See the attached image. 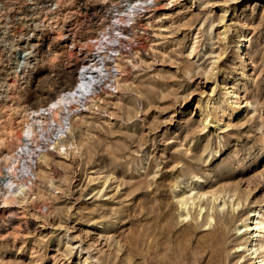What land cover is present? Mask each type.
<instances>
[{
    "label": "rangeland",
    "instance_id": "obj_1",
    "mask_svg": "<svg viewBox=\"0 0 264 264\" xmlns=\"http://www.w3.org/2000/svg\"><path fill=\"white\" fill-rule=\"evenodd\" d=\"M223 1L0 0V161L20 153L11 188L27 179L3 196L0 162V264H252L237 229L264 218V0ZM97 40L110 59L85 74L66 138L26 137L23 120L89 70ZM212 192L228 203L200 209Z\"/></svg>",
    "mask_w": 264,
    "mask_h": 264
},
{
    "label": "bare ground",
    "instance_id": "obj_2",
    "mask_svg": "<svg viewBox=\"0 0 264 264\" xmlns=\"http://www.w3.org/2000/svg\"><path fill=\"white\" fill-rule=\"evenodd\" d=\"M145 2H146V0H137L136 4L137 5H141V4L145 3ZM196 2H197V0H196ZM228 2H231V1L224 0L222 6L223 7L226 6L227 4H229ZM121 16L124 17L125 15H121ZM117 22L121 23L122 21L118 20ZM211 28H212V25H211L210 29ZM244 34H243V32H239L237 34L238 39L237 38H235V39L239 40V42H238L237 45L235 44V46H234L235 48L239 44H241L243 41H245L246 37L244 36ZM97 42L98 43L95 45L96 46L95 48H96L97 52L94 55V60L96 59V61L93 64L90 65L89 70H85L87 67L82 66L81 70L78 73H76L78 75V77L75 78V83L76 84L74 86H71V88H69L68 91H66L64 93H59L56 96H54L53 98L48 99L46 101V106H45L44 109L37 107L36 110H34L31 113H29L27 115L26 119L23 120L24 122H23V128H22L23 132L22 133H25L26 137H28V138L31 137L34 141H37V139L40 136L42 137L47 132H48L47 133L48 135H49V133L51 134L52 133L51 131H52L53 127H55L60 132V137H59V139H57L58 140L57 143L60 145L62 140H63V138H66L67 135H62V134H63V132L67 133V132H70V130H71L70 129L71 128L70 127V121H69V118H70L69 117V109L71 110L72 108H76V106H78V101H79L78 99L80 98V95L82 94L81 91L84 90V87H83L84 86V79L87 78L85 76V74L91 72L92 70H94V71L103 70L101 68L102 66L104 67L103 64H105V63H102L103 59L106 58L105 62H107V59H110L109 55H102L103 51H105V48H106L105 46H103V43L100 40H97ZM244 43L245 44L243 46L247 47V42L245 41ZM246 47L244 48L243 51L246 50ZM107 50H108V48H107ZM236 51L238 52L239 49H236ZM105 52H107V51H105ZM105 52H104V54H105ZM200 52H199L200 56H198L196 54H195V56H198L199 58L200 57L203 58V56L205 55V52L204 53L203 52L200 53ZM193 53H194V48H191L190 52H189V55H191ZM113 61L114 60H112V62ZM214 63H215V60L212 61V65H214ZM115 66H116V64H115ZM102 75H104V74H102ZM73 87H74V89H72ZM211 92H212V90H211ZM223 95L228 96L230 100H234L236 98V96H235L236 94H235L234 91L225 90L223 92ZM224 103L225 102H222V101L221 102L215 101L212 104V106H213L212 110H214L215 115H216L217 112H219V107L223 106L222 104H224ZM251 106L252 105L247 104V108L251 107ZM230 108H231L230 110H231V112L233 114L238 113L239 111H241V109L238 108L237 106H235V104H234V106H231ZM221 110H222L221 115L217 119L211 120V125L213 126L212 128H215V130L220 129L222 124H223V119L225 117L224 116V113H225L224 112V110H225L224 107ZM211 118H212V116H211ZM202 122H203V124L205 126H208L210 124L209 117L208 116H206V117L204 116V119L202 120ZM66 124L69 125L68 128L66 127ZM36 128H38V129H36ZM55 128H54V130H55ZM34 129H35L36 132L33 134L32 132L34 131ZM44 138H45V135H44ZM26 140H27V138H26ZM33 140L31 142H33ZM20 141H22V140H20ZM62 146H63V143H62ZM27 158L28 157H26V159ZM20 161H23L22 158L20 157V153H14L13 155L10 154V155L4 156V157H2V159L0 161V162H2V165H4V168L3 167L2 168L6 169V171H7L6 173L8 175V178H7L6 182H5L6 184L4 185L5 186L4 187L5 188V192H3L6 195L3 194V196L10 197L7 194H10V193H8V191H10V188L13 186V184L17 182L16 178H17V174L18 173H17L16 170L19 168L20 164L17 165L18 168L16 167V164H18ZM24 161H26V160H24ZM21 163L23 164V162H21ZM21 167H23V170L25 169L24 171H26L25 172L26 174L29 172L28 170H30V169H28L27 161ZM19 169H21V168H19ZM20 171H22V170H20ZM26 174L22 175V177H21L22 181H23L24 178H26L25 177ZM30 175H31V173H30ZM27 177H29V176H27ZM28 180H29V178H28ZM26 182H27V179H26L25 182L23 181V183L19 182L18 184H16L17 188L15 190L11 188L12 190H14V191H12V193H14V195L16 194L17 196H21V195H18V194L26 193V191H25V188L27 186V184H25ZM18 186H19V189H18ZM17 190H19V191H17ZM30 191H31V189H30ZM98 191L100 192L101 190H98ZM16 192H18V193H16ZM223 193H225V195H227L228 198L230 199L229 204H230L231 207L239 206V204H240V196H239L238 192L235 189L224 190ZM3 196H1V197H3ZM203 196H204V194H202V193L201 194L198 193L197 196H196L198 198L199 202H200L199 205H198L200 209H202V205L204 207V205H207L208 202L212 204L211 208H213V205L215 204V202L218 199H219V206H224L225 204L228 203L227 201L224 200V196L223 195L221 196L220 193L217 194V192H212L211 195H210V198L203 199ZM11 197H12V194H11ZM2 199H3L2 202L4 204H6V202L8 203V200L10 198H8V200H7V198L5 199V197H3ZM10 200L12 201V198ZM180 205L183 206L184 209L186 210L187 209L186 208V199L182 198L180 200ZM187 216H188V212L185 214V216H183L182 220H184ZM202 218H203V216H202ZM205 218H207L209 220V221L206 222L208 225H211V221L213 222L215 220V217H214L213 214L205 215ZM249 219H250V223H246V224L240 226L237 229V230H240V229L244 228L243 231H249L250 232V236H251L250 237V242L248 243L247 246H244L243 248L251 255L250 258L253 259L252 264H264V253H263L264 252V218H261V213H260L259 209H254L251 212ZM239 248L240 247H238V249Z\"/></svg>",
    "mask_w": 264,
    "mask_h": 264
}]
</instances>
